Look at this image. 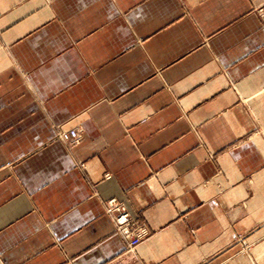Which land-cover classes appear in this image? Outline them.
<instances>
[{"label": "crops", "instance_id": "crops-1", "mask_svg": "<svg viewBox=\"0 0 264 264\" xmlns=\"http://www.w3.org/2000/svg\"><path fill=\"white\" fill-rule=\"evenodd\" d=\"M0 264H264V0H0Z\"/></svg>", "mask_w": 264, "mask_h": 264}, {"label": "built area", "instance_id": "built-area-1", "mask_svg": "<svg viewBox=\"0 0 264 264\" xmlns=\"http://www.w3.org/2000/svg\"><path fill=\"white\" fill-rule=\"evenodd\" d=\"M59 138L64 142H77L79 135L71 130L69 132H60ZM106 207L108 214L114 218L115 232L125 239L129 249H133L148 236L147 229L135 223L125 206L112 199L107 202Z\"/></svg>", "mask_w": 264, "mask_h": 264}, {"label": "rangeland", "instance_id": "rangeland-1", "mask_svg": "<svg viewBox=\"0 0 264 264\" xmlns=\"http://www.w3.org/2000/svg\"><path fill=\"white\" fill-rule=\"evenodd\" d=\"M258 12H260V10L258 11ZM69 131H71V130H67V131H62V130H59L56 134H55V139H57V140H60V138H59V133L60 132H69ZM73 131H75V130H73ZM75 132H77V131H75ZM78 133V132H77ZM62 134V133H61ZM60 134V135H61ZM78 135H79V133H78ZM79 140V139H78ZM77 140V141H78ZM61 141V140H60ZM69 142H71V141H69ZM72 143H76V142H72ZM238 244L242 247V251L243 250H246L247 249V247H249V245L244 241V239H242V238H239L238 239ZM126 246H127V244H126Z\"/></svg>", "mask_w": 264, "mask_h": 264}]
</instances>
